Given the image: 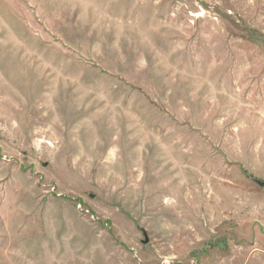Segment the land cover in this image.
Listing matches in <instances>:
<instances>
[{"label": "rangeland", "instance_id": "rangeland-1", "mask_svg": "<svg viewBox=\"0 0 264 264\" xmlns=\"http://www.w3.org/2000/svg\"><path fill=\"white\" fill-rule=\"evenodd\" d=\"M0 264H264V0H0Z\"/></svg>", "mask_w": 264, "mask_h": 264}]
</instances>
